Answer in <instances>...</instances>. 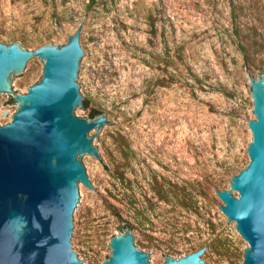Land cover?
Here are the masks:
<instances>
[{
  "label": "rangeland",
  "instance_id": "374dc122",
  "mask_svg": "<svg viewBox=\"0 0 264 264\" xmlns=\"http://www.w3.org/2000/svg\"><path fill=\"white\" fill-rule=\"evenodd\" d=\"M79 25L89 62L81 83L88 109L78 118L100 111L112 126L94 135L106 164L85 163L100 194L82 185L76 255L103 264L110 240L129 230L155 264L201 248L206 264H242L247 243L215 191L229 189L249 162V77L264 75V0H0L7 46L61 47ZM42 69L41 61L16 79V94ZM10 101L0 98V126L17 109ZM141 151H151L164 175L153 189L138 178L137 161L149 158ZM146 195L156 207L141 223Z\"/></svg>",
  "mask_w": 264,
  "mask_h": 264
},
{
  "label": "water",
  "instance_id": "95a60500",
  "mask_svg": "<svg viewBox=\"0 0 264 264\" xmlns=\"http://www.w3.org/2000/svg\"><path fill=\"white\" fill-rule=\"evenodd\" d=\"M80 34L79 25L61 47L25 50L0 43V98L17 106L11 121L0 126V264H86L76 255L83 186L93 196L100 193L85 163L106 164L94 135L102 138L112 124L102 113L78 118L85 111L82 102H88L81 83L89 62ZM41 61L39 81L17 95L16 79H25ZM249 85L255 116L247 123L249 162L230 179L229 189L215 195L220 212L247 243L242 264H264V75L249 77ZM108 247L103 264H155L129 230ZM205 251L165 257L163 264H206Z\"/></svg>",
  "mask_w": 264,
  "mask_h": 264
},
{
  "label": "flooded vegetation",
  "instance_id": "af4514ba",
  "mask_svg": "<svg viewBox=\"0 0 264 264\" xmlns=\"http://www.w3.org/2000/svg\"><path fill=\"white\" fill-rule=\"evenodd\" d=\"M150 152L151 151H141V153L148 154L149 158L147 156H144L137 161L138 165H139V168L137 169V173H138V178L142 182L141 184L147 186L149 189H153L154 187H156L155 184H157L158 180H161V184H163V180H164L163 176L164 175H163V173H161V176H162L161 177L160 175L157 174V172H158L157 171L158 160L154 155H150ZM153 165H155V166L153 167ZM154 170H156L157 172L155 173ZM161 170L165 172V170L163 168H161ZM158 185H159V183H158ZM147 192L149 194H151L152 196H154V194H153L154 192L151 193L149 190H147ZM142 193L145 195L144 192H142ZM166 195H167V193H166ZM146 198H147V200L145 201V199L141 197L142 202L143 203L145 202L144 203L145 207H143L142 203H141L140 208L137 211V214L139 217L138 222H141V223H143L145 221L144 217L149 218L148 215H145V211L149 212V213H151V212L154 213V209L156 207L154 204L150 203V202H152V199L149 195H146ZM167 198L169 199V197H167ZM162 200H164V198ZM182 200H184V202H186L187 205L189 204L188 200L185 197H183Z\"/></svg>",
  "mask_w": 264,
  "mask_h": 264
},
{
  "label": "trees",
  "instance_id": "16d2710c",
  "mask_svg": "<svg viewBox=\"0 0 264 264\" xmlns=\"http://www.w3.org/2000/svg\"><path fill=\"white\" fill-rule=\"evenodd\" d=\"M92 3L94 2V0H90ZM11 103H12V101H10ZM81 108L83 109V110H87L88 109V102L86 101V100H84L83 102H82V105H81ZM99 114H101V112L100 111H94V110H92V111H90L89 112V119H91V118H93V117H95V116H97V115H99Z\"/></svg>",
  "mask_w": 264,
  "mask_h": 264
}]
</instances>
